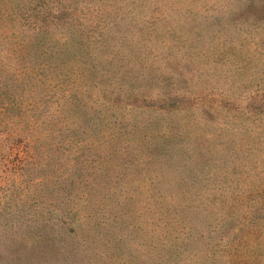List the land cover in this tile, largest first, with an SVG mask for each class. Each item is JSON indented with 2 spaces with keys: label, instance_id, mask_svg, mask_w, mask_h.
Masks as SVG:
<instances>
[{
  "label": "rangeland",
  "instance_id": "374dc122",
  "mask_svg": "<svg viewBox=\"0 0 264 264\" xmlns=\"http://www.w3.org/2000/svg\"><path fill=\"white\" fill-rule=\"evenodd\" d=\"M27 1L0 0L1 89ZM49 5L81 55L9 90L39 103L0 117V264H264V0Z\"/></svg>",
  "mask_w": 264,
  "mask_h": 264
},
{
  "label": "trees",
  "instance_id": "16d2710c",
  "mask_svg": "<svg viewBox=\"0 0 264 264\" xmlns=\"http://www.w3.org/2000/svg\"><path fill=\"white\" fill-rule=\"evenodd\" d=\"M49 1L51 2V0H28L26 3L17 4V7L13 6L15 9L14 12L16 10L21 12V16L19 18L23 20V26L30 31L31 35L26 41L23 40L25 37L21 38V40H23L20 43V45H22V48L20 47L21 50H27V47H29V50L26 51V54L20 57L24 64V68L16 76V78L19 77L18 80H14L13 83L8 86L6 84H2V89L0 88V117L1 115H4L10 110L16 108L20 101H27L26 104L24 103L26 106L25 110L33 108L35 104L39 103L31 97L29 94L30 91L27 92L25 89H22L24 92L21 91L18 96H15V94L10 92L9 90L16 86L17 81L21 82L20 80L33 77L36 79L37 84H45L46 89L49 90L53 87V60L56 55L61 54V52L52 49L53 44L54 46H63L65 48V52L69 53V55H72L73 57L78 56V54L81 55L79 52L81 51V45L78 43H81L83 40L82 33H80V36L75 33L76 28L71 18L70 21L66 19V22L63 23L62 20L65 19L67 13L65 11L61 12L60 8L57 12L52 11V9H54V5L50 6ZM55 2L57 3V9L60 5V0H52V4ZM64 24L67 25L65 32L61 34L59 40L54 39L52 37L54 33L51 27L56 29L60 25ZM13 34L14 33H12V35ZM87 38L89 39V37ZM85 42L89 45V40H86ZM31 53H33V55H31ZM28 54L31 55L30 58H28ZM32 58L38 59V62L32 61ZM16 117L21 119L22 116L17 114ZM0 125H2V123H0ZM0 131L3 130L0 129Z\"/></svg>",
  "mask_w": 264,
  "mask_h": 264
}]
</instances>
